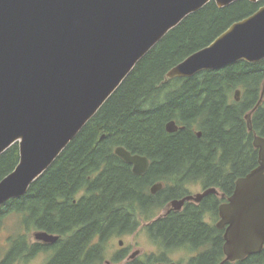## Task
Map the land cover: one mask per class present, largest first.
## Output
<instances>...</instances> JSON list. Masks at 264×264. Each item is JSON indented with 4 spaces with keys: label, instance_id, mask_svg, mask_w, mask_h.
Returning <instances> with one entry per match:
<instances>
[{
    "label": "trees",
    "instance_id": "1",
    "mask_svg": "<svg viewBox=\"0 0 264 264\" xmlns=\"http://www.w3.org/2000/svg\"><path fill=\"white\" fill-rule=\"evenodd\" d=\"M263 6L264 1L241 0L221 9L212 1L171 31L27 195L0 210V229L14 217L22 220L26 231L66 237L60 254L49 264H80L85 249H91V258L113 237L134 234L142 221L151 222L170 201L185 196L189 185L220 188L232 196L236 182L259 165L254 135L264 138V101L253 115V131L246 115L261 99L264 61H242L190 79H165L172 68ZM237 90L242 92L240 102L235 99ZM171 121L184 129L168 133ZM118 147L147 157V174L135 175L132 166L116 156ZM19 162L17 144L0 158V182ZM156 183H163L165 190L152 196L150 187ZM211 200L216 208L218 199ZM202 212L190 206L154 221L147 231L167 249L222 251V231L206 224ZM26 238L9 239L11 251L2 264L16 263L18 254L26 251L21 245ZM214 259L215 255L205 254L199 262L212 264ZM242 264H264V249Z\"/></svg>",
    "mask_w": 264,
    "mask_h": 264
},
{
    "label": "water",
    "instance_id": "2",
    "mask_svg": "<svg viewBox=\"0 0 264 264\" xmlns=\"http://www.w3.org/2000/svg\"><path fill=\"white\" fill-rule=\"evenodd\" d=\"M212 1L224 9L241 0H0V158L14 145L20 148L18 166L0 183V210L26 196L136 66ZM242 61H264V6L172 68L165 82ZM241 94L236 91L237 102ZM263 101L264 86L258 105L246 116L250 131ZM179 130L175 121L166 125L170 134ZM254 147L258 167L236 182L228 203L220 207L217 227L225 229L224 250L231 262L264 249V138L256 135ZM115 154L135 175L148 172L147 157L124 147ZM162 189L156 184L152 193ZM215 193L210 189L171 207L181 210L186 201L200 202ZM35 239L49 244L59 237L37 232Z\"/></svg>",
    "mask_w": 264,
    "mask_h": 264
},
{
    "label": "flooded vegetation",
    "instance_id": "3",
    "mask_svg": "<svg viewBox=\"0 0 264 264\" xmlns=\"http://www.w3.org/2000/svg\"><path fill=\"white\" fill-rule=\"evenodd\" d=\"M241 99H242V94H241ZM254 113H253V115H254ZM253 115H252V118H253ZM180 129H182V128H180ZM199 133H201V132H199ZM199 133H198V135H199ZM255 136H256V134L254 135V138H255ZM149 169H150V167H149ZM132 172H133V167H132ZM145 175H143V176H145ZM156 184H162L163 189L158 191L156 194H153L152 188ZM156 184H154L150 187V193L152 196H157L162 191L165 190V185L163 183H156ZM192 185H195V184H192ZM196 185H199L201 187L200 192L193 194V193H189L188 190H186L187 194L185 196H183L181 198L173 199L172 201H170V203L167 204V206L165 207L166 213L164 215L160 216L158 219L167 218L172 213H183L190 206H193L195 208L198 207L200 209H203L202 213H203L204 222L206 220H208L210 222L214 221L213 214H216L218 216L219 222H220V220H221L220 207L222 205L228 203L229 198L231 196L227 195L220 188H215V187L206 188L205 186H203L200 183L196 184ZM210 189H217V193L210 194V195L204 197L200 202L186 201L185 204L182 206L181 210H175V209H172V207H171V204L174 201H182V200H184L188 197H191V196L196 197L197 195L203 194ZM211 197H216L218 199L216 208H214L215 204H212ZM206 224H208V223H206ZM217 224L214 227H216L219 231H222L223 239H224L225 229H219L217 227ZM129 235H133V234H129ZM129 235H124V236H129ZM53 236H58L59 240L55 243H49V244L38 242L36 239H34L35 241H30L29 239L26 238L25 241L21 242V245L24 248H26V251L25 252L21 251L18 254L15 264H18L19 262H23L25 260L29 261V260L35 259L36 257H39L41 255L47 256V262L45 264H49L51 261H53L55 258H57V256L60 254V251L62 249V244L67 240L66 237H63L61 235H53ZM118 237H123V236H118ZM97 243H98V241H96L94 244H97ZM123 245H124V242L121 241L119 243V246L121 248H118L119 250L117 251V253L114 254V256L111 259H108V250H109L108 247L103 248L101 253L99 252V253L93 254L91 256V258H89V252L91 251V249H85L84 253L81 256L82 262L80 264H172V263L181 264V263L174 261L173 259L169 260L170 256L167 255L165 252V251L174 250V249L165 248V250H162L160 255L156 254V253L144 254V253H142V251H134L131 248H128V249L123 248ZM224 245H225V243H224ZM175 249H178V250L179 249L180 250L181 249H187V250L191 251L192 254H194L193 257L191 259H189L187 264H200L199 259L202 255H205V254L206 255H215V259H214L215 263H212V264H242V262L247 259L246 258L242 261H236V262L227 261V256L225 254L224 247H223L222 251L219 249L216 250V249L210 248V247H202V248L180 247V248H175ZM10 251H11V249L6 250L5 256L0 260V264H2L3 262H5L8 259ZM219 253H221V254H219Z\"/></svg>",
    "mask_w": 264,
    "mask_h": 264
},
{
    "label": "rangeland",
    "instance_id": "4",
    "mask_svg": "<svg viewBox=\"0 0 264 264\" xmlns=\"http://www.w3.org/2000/svg\"><path fill=\"white\" fill-rule=\"evenodd\" d=\"M189 193H197L201 191V187L199 185H189L187 187ZM166 213V208L158 211V215L151 222L142 221L140 228L133 235L123 236V237H113L110 239L108 243V259H111L115 253L121 248L119 243L121 241L124 242L123 248H131L134 251H142L144 254H161L162 250H165L164 247H160V245L156 244L149 236L147 231V227L151 225L154 221H156L160 216ZM214 221L210 222L206 220L205 222L209 225L215 226L219 222V218L216 214H213ZM22 220L20 218L10 217L5 220V224L0 229V260L5 256L6 250L10 249L9 239L15 236H27V239L30 241H35V230L26 231L24 226L21 227ZM167 255H169V260L173 259L174 261L187 264L189 259L193 257L194 254L187 249H174L165 251ZM47 262V256L41 255L32 260H25L23 262H19L18 264H45Z\"/></svg>",
    "mask_w": 264,
    "mask_h": 264
},
{
    "label": "bare ground",
    "instance_id": "5",
    "mask_svg": "<svg viewBox=\"0 0 264 264\" xmlns=\"http://www.w3.org/2000/svg\"><path fill=\"white\" fill-rule=\"evenodd\" d=\"M1 182H2V181H1ZM1 182H0V183H1Z\"/></svg>",
    "mask_w": 264,
    "mask_h": 264
}]
</instances>
